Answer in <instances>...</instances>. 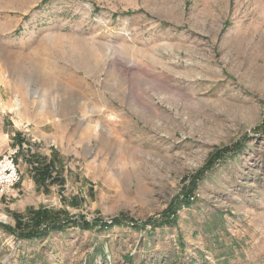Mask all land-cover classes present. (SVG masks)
<instances>
[{"label": "rangeland", "instance_id": "1", "mask_svg": "<svg viewBox=\"0 0 264 264\" xmlns=\"http://www.w3.org/2000/svg\"><path fill=\"white\" fill-rule=\"evenodd\" d=\"M9 150L0 264H264V0H0Z\"/></svg>", "mask_w": 264, "mask_h": 264}, {"label": "built area", "instance_id": "2", "mask_svg": "<svg viewBox=\"0 0 264 264\" xmlns=\"http://www.w3.org/2000/svg\"><path fill=\"white\" fill-rule=\"evenodd\" d=\"M20 181L16 152L9 150L3 155L0 154V196L12 193Z\"/></svg>", "mask_w": 264, "mask_h": 264}, {"label": "trees", "instance_id": "3", "mask_svg": "<svg viewBox=\"0 0 264 264\" xmlns=\"http://www.w3.org/2000/svg\"><path fill=\"white\" fill-rule=\"evenodd\" d=\"M169 212V211H168ZM173 214V212H171L170 211V213H168L167 215H172ZM24 237L25 238H27V239H34V238H37V237H39V235H37V234H35L34 232H29V233H27V234H24Z\"/></svg>", "mask_w": 264, "mask_h": 264}]
</instances>
